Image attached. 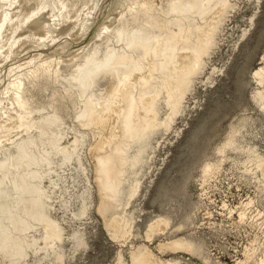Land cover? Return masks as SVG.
I'll return each mask as SVG.
<instances>
[{"label":"bare ground","instance_id":"bare-ground-1","mask_svg":"<svg viewBox=\"0 0 264 264\" xmlns=\"http://www.w3.org/2000/svg\"><path fill=\"white\" fill-rule=\"evenodd\" d=\"M245 1L248 23L228 40ZM261 2L0 0V264H65L88 245L96 217L120 245L116 264H226L206 229L233 232L232 264H264V151L247 136L258 115L248 103L194 162L196 174L163 187L162 210L143 230L138 219L146 180L173 143L167 133L180 134L197 86L224 72L213 55L222 42L238 46ZM252 79L264 113V56ZM194 176L198 200L184 186ZM223 180L249 190L235 202L231 190L220 194Z\"/></svg>","mask_w":264,"mask_h":264},{"label":"rangeland","instance_id":"rangeland-1","mask_svg":"<svg viewBox=\"0 0 264 264\" xmlns=\"http://www.w3.org/2000/svg\"><path fill=\"white\" fill-rule=\"evenodd\" d=\"M252 9L253 3L245 1V5L231 20V24L228 27L231 34H228V40L232 37L231 35L237 36L240 34L243 26L248 23V14ZM232 24L234 27L231 26ZM249 28L247 36L243 38L235 48L232 47V41L221 43V47L213 55V62L218 66L224 65V72L217 78L213 85L203 87L204 83H200L197 86L195 91L196 98L193 99L190 97L189 102L191 103V110L189 114H184L183 117L179 118L177 121V124L179 123L178 125H181L180 134L174 137V133L171 131L167 133V135L169 134V138H172L173 143L169 146L166 145L165 148L160 150V153L164 154L167 158L164 163L157 158L156 161L159 163L158 171L156 170L154 172L155 174H150L153 175V182L149 183V178L146 180L147 187L144 192L145 195L142 197L144 211L140 213L142 215L141 218H138L141 219L139 230H143L145 222L149 217L162 210L163 204H161V201L165 199V197L161 196L163 187L165 185L173 186L176 182L181 183L188 171H190L191 174H196V164H194V162L201 157L205 150L212 146L214 141H219L229 120L236 119L237 115L240 113V109L247 103L249 107H253L249 109L250 112L255 115L256 113L258 114L256 116V125L252 127V133H247V136L251 137V141L256 142L258 147L264 151V113L259 105L252 99L251 95V89L254 86L252 72L262 63V58L264 56V0H262L261 6L255 16L254 24ZM183 46H185V44H181V48H183ZM103 54H105V51ZM177 66H179V64H177ZM175 74H177V72ZM145 88H149V86H145ZM145 88H141V90H145ZM97 94H99V92H97ZM103 94H107V92H103ZM111 94H113V92H111ZM117 98H115V100H117ZM193 100L197 105L194 104L193 106V103H195ZM133 102H135V100H133ZM145 106H147V104H145ZM150 106L151 104H149V107ZM137 108H139V106H137ZM91 112H95V110H91ZM123 114H125V110H123ZM97 116H99V120H101L102 114H97ZM97 116L93 114V122H97V120H95ZM258 116L262 119L260 120ZM143 118H145V114H143ZM106 134L107 132L105 129V134H101L99 139L103 138ZM167 135H165V137L168 138ZM166 149L169 151L163 153ZM20 151L21 150H19V152ZM7 176H9V174H7ZM187 180L184 186L187 189L189 188L188 192L191 197L198 200L197 195L199 194L200 187L197 181L198 177L194 176ZM222 182L223 183L219 185L220 194L223 195L225 191L231 190L232 194L230 193V198L231 200H235V202L240 199L241 195L244 196L249 190V187L243 184V188H237L234 182L231 185H228L227 180H223ZM186 203L187 197L181 194L172 205L179 213ZM19 208H21V206H19ZM187 209L189 210L188 205ZM215 213L218 218L217 210ZM7 214H9V212H7ZM7 214H5V216H7ZM23 216H25V214H23ZM17 218H19V216H17ZM35 218H37V216H35ZM198 220L199 223L203 222L200 217H198ZM21 226H23V224H21ZM85 226L88 245L85 249L78 251L74 258L67 259L65 264H116V252L120 245L117 241L110 238L103 227L102 221L96 217L94 222L93 220H89ZM3 228H5V224H3ZM203 236L204 239L206 238L207 247L210 249L212 248L211 250L216 252V255L220 256L226 264H232L236 250L234 246L237 244L233 232L226 230L216 233L206 229ZM186 257H189V255ZM190 263L200 264L199 259L196 257L192 258Z\"/></svg>","mask_w":264,"mask_h":264}]
</instances>
